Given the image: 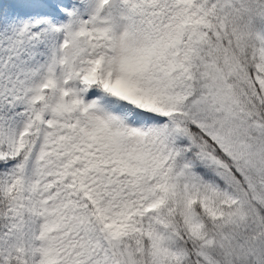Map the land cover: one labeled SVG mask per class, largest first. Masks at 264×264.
Returning <instances> with one entry per match:
<instances>
[{
    "label": "snow or ice",
    "instance_id": "snow-or-ice-1",
    "mask_svg": "<svg viewBox=\"0 0 264 264\" xmlns=\"http://www.w3.org/2000/svg\"><path fill=\"white\" fill-rule=\"evenodd\" d=\"M0 264H264V0H0Z\"/></svg>",
    "mask_w": 264,
    "mask_h": 264
}]
</instances>
